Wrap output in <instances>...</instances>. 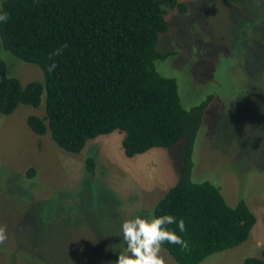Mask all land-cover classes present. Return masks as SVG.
Masks as SVG:
<instances>
[{"label":"rangeland","instance_id":"rangeland-1","mask_svg":"<svg viewBox=\"0 0 264 264\" xmlns=\"http://www.w3.org/2000/svg\"><path fill=\"white\" fill-rule=\"evenodd\" d=\"M179 2L186 12L169 11V29L157 42L158 51L176 54L156 67L176 79L185 109L212 97L191 179L219 187L230 206L244 199L256 217L245 243L201 264H243L264 247V0ZM4 63L7 75L24 84L42 80L33 64L12 55ZM30 115L44 116V105L0 114V225L8 235L0 264H114L122 221L152 215L177 182L183 143L127 158L122 136L112 133L70 154L48 134L33 133ZM87 158L95 161L94 175L85 169ZM160 254L176 264L162 248Z\"/></svg>","mask_w":264,"mask_h":264},{"label":"trees","instance_id":"trees-1","mask_svg":"<svg viewBox=\"0 0 264 264\" xmlns=\"http://www.w3.org/2000/svg\"><path fill=\"white\" fill-rule=\"evenodd\" d=\"M174 9L185 13L187 7L179 0H0V11L9 14L8 22L0 23V49L42 74V80L24 84L8 76L0 60V114L44 105V116L27 117L28 128L48 134L70 154L112 133L122 136L127 158L183 143L177 182L152 215L183 219L186 231L175 223L167 227L188 247L165 242L161 248L176 264H201L245 243L256 217L244 199L230 206L219 187L191 179L195 140L212 97L185 109L176 79L157 70L158 61L176 54L157 50L160 34L169 29L166 16ZM65 43L49 73V54ZM85 169L94 175L92 158L85 160ZM34 175L33 169L26 171V177ZM243 264H264V247Z\"/></svg>","mask_w":264,"mask_h":264},{"label":"clouds","instance_id":"clouds-1","mask_svg":"<svg viewBox=\"0 0 264 264\" xmlns=\"http://www.w3.org/2000/svg\"><path fill=\"white\" fill-rule=\"evenodd\" d=\"M9 14L0 11V23H7ZM67 44H61L59 48L54 49L48 59L52 63L48 66V72L51 73L57 67L53 57H59ZM11 59V53L6 49H0V60L8 62ZM26 186V185H25ZM177 224L181 232L186 231L183 219L179 221L171 215H162L159 217L150 215L142 218L135 216L126 219L121 223V235L123 247L117 253V259L114 264H165L161 256V247L167 242L179 245L182 249L188 247V242L175 231L169 229L167 225ZM8 239L6 225H0V245Z\"/></svg>","mask_w":264,"mask_h":264}]
</instances>
